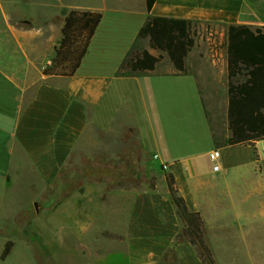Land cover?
<instances>
[{
	"label": "crops",
	"instance_id": "0c3cea01",
	"mask_svg": "<svg viewBox=\"0 0 264 264\" xmlns=\"http://www.w3.org/2000/svg\"><path fill=\"white\" fill-rule=\"evenodd\" d=\"M65 8L102 13V22L75 74H45L63 36ZM150 16L217 26L227 37L231 25L264 27V0H156L150 12L147 0H0V222L16 223L34 207L42 256L56 260L61 246L41 226L60 229L73 202L76 218L95 217L102 199L96 193L103 191L87 184L85 194L76 190L64 200L59 177L86 135L134 127L137 136L121 131V141L157 155L174 176L189 210L204 221L217 264H264V139L226 144L232 136L227 51L213 53L208 41L196 40L187 74L160 73L159 66L122 70L133 50L161 54L138 36ZM214 150L220 151L218 171ZM87 223L76 220V241L104 243L76 247V263L204 264L190 242L177 240L182 222L165 178L155 190L134 195L120 231L124 239L107 241Z\"/></svg>",
	"mask_w": 264,
	"mask_h": 264
},
{
	"label": "trees",
	"instance_id": "16d2710c",
	"mask_svg": "<svg viewBox=\"0 0 264 264\" xmlns=\"http://www.w3.org/2000/svg\"><path fill=\"white\" fill-rule=\"evenodd\" d=\"M155 2L156 0H147L149 12ZM102 18L103 15L99 12L70 11L65 20L62 39L56 47L55 57L44 73L75 74L88 52ZM197 26V22L190 20L148 17L138 36L149 39L150 48L159 51L161 55L156 57L148 50H133L122 63V70L127 69L130 73L154 71L165 58V54L176 72L187 74L186 59L196 45ZM226 51L230 98L228 117L232 131V137L226 144H253L256 140L264 139V27L229 26ZM161 169L170 198L182 222V231L177 240L190 242L204 264H217L206 243L201 215L189 210L174 176L167 173L163 166ZM13 247L14 243L11 241L6 244L3 260L11 254Z\"/></svg>",
	"mask_w": 264,
	"mask_h": 264
},
{
	"label": "rangeland",
	"instance_id": "374dc122",
	"mask_svg": "<svg viewBox=\"0 0 264 264\" xmlns=\"http://www.w3.org/2000/svg\"><path fill=\"white\" fill-rule=\"evenodd\" d=\"M65 3L76 5V0H65ZM70 11L65 8L66 17ZM220 29L212 25H198L195 29V39L208 41L213 53L220 49L225 54L227 37ZM164 57L158 65V72L173 73L174 66H171L165 54ZM121 131L132 133L131 137L137 136L134 127L123 128ZM121 131L112 135L104 133L86 135L66 166L64 176L59 177L58 183L62 186L59 195L64 200L76 195V190H79L80 194H85L83 187L87 184L97 185L100 187L98 189L103 191L96 193L99 196L102 195V199L96 209L95 217L76 218V202H73L70 207L65 208L64 223H60V229H58V223L47 222L41 226L42 231L53 239L49 242L58 243L61 246L56 260L50 257L51 259L46 261L42 256L46 246L36 232V225L31 223L36 211L32 207L11 221L15 220L16 223L0 222V264H43L42 260L44 264H80L76 263L78 258L76 247L97 246V243H104V240L76 241V231L80 226L76 224L77 219L87 220L86 226L90 227L89 230L97 234L102 232L107 241L112 240V243H117L124 239L120 231L124 227L126 214L130 212L134 195L139 191L157 188L164 177L161 166L153 155L142 149L135 151L131 147H126L121 141ZM132 144L133 141L130 142V145ZM50 195L53 194L50 193ZM110 226L113 228L112 231L108 230ZM38 229L40 231L39 225ZM10 241L14 243V256L9 260H3L2 254ZM167 264L174 263L167 262Z\"/></svg>",
	"mask_w": 264,
	"mask_h": 264
},
{
	"label": "built area",
	"instance_id": "2783aa9c",
	"mask_svg": "<svg viewBox=\"0 0 264 264\" xmlns=\"http://www.w3.org/2000/svg\"><path fill=\"white\" fill-rule=\"evenodd\" d=\"M157 157H158L157 155H154L155 159H157ZM219 158H220V151L214 150L213 152H211L210 159L212 160L214 171H218L220 169Z\"/></svg>",
	"mask_w": 264,
	"mask_h": 264
}]
</instances>
